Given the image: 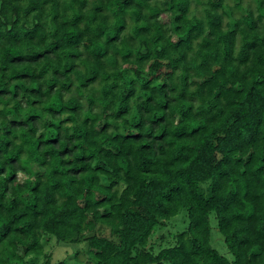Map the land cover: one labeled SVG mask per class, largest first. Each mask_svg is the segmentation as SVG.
I'll list each match as a JSON object with an SVG mask.
<instances>
[{"label":"trees","instance_id":"16d2710c","mask_svg":"<svg viewBox=\"0 0 264 264\" xmlns=\"http://www.w3.org/2000/svg\"><path fill=\"white\" fill-rule=\"evenodd\" d=\"M49 241L264 264V0H0V264Z\"/></svg>","mask_w":264,"mask_h":264},{"label":"rangeland","instance_id":"374dc122","mask_svg":"<svg viewBox=\"0 0 264 264\" xmlns=\"http://www.w3.org/2000/svg\"><path fill=\"white\" fill-rule=\"evenodd\" d=\"M19 179L21 181H24L25 176L23 174H19ZM175 223L178 224L179 223V219L175 220ZM171 227H173V225H170ZM169 227V226H168ZM182 227V226H181ZM167 231L168 229H157L155 231V233L153 234V236L151 237L152 241L156 243V245L159 244L158 239L161 237V235H165V237H167ZM174 231V230H173ZM170 242H172L170 240ZM211 244L212 246L219 252V254L227 257L228 259H232V256L228 253L227 248L224 245L223 242V238L222 236L218 233L217 230H213L212 231V235H211ZM56 244L54 243V241H49V243L46 246V251L47 253L52 252V260H51V264L56 263L57 261L63 260L65 259L67 264H88V259L85 255H81L80 258H82L81 262H76L73 257L71 256V252L73 247L67 246V248H64L65 246L59 245V246H55ZM157 250V248H156ZM70 253V256H69ZM44 259L40 258L37 262V264H43Z\"/></svg>","mask_w":264,"mask_h":264}]
</instances>
